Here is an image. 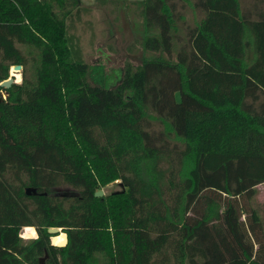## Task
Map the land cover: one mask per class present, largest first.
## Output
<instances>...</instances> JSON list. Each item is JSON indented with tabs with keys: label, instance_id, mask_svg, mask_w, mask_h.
<instances>
[{
	"label": "trees",
	"instance_id": "1",
	"mask_svg": "<svg viewBox=\"0 0 264 264\" xmlns=\"http://www.w3.org/2000/svg\"><path fill=\"white\" fill-rule=\"evenodd\" d=\"M245 1L138 0L157 55L106 87L68 31L80 0H0V80L21 67L0 87V264H264V0Z\"/></svg>",
	"mask_w": 264,
	"mask_h": 264
},
{
	"label": "rangeland",
	"instance_id": "2",
	"mask_svg": "<svg viewBox=\"0 0 264 264\" xmlns=\"http://www.w3.org/2000/svg\"><path fill=\"white\" fill-rule=\"evenodd\" d=\"M80 1L79 18H74L68 31L78 40L82 60L87 65V79L91 83L112 87L120 80L124 62L128 61L136 66L157 55L142 51L137 44L141 32L138 0ZM193 20L194 12L188 9L186 21L191 24ZM8 76L14 82H19L20 70H13L11 67ZM1 95L4 97V93ZM120 188L115 181L99 190L103 195ZM55 191L58 194L72 193L66 187L56 188ZM250 205L256 210L264 233V182L256 186ZM35 234L33 227L20 229V237L23 239L34 238Z\"/></svg>",
	"mask_w": 264,
	"mask_h": 264
},
{
	"label": "water",
	"instance_id": "3",
	"mask_svg": "<svg viewBox=\"0 0 264 264\" xmlns=\"http://www.w3.org/2000/svg\"><path fill=\"white\" fill-rule=\"evenodd\" d=\"M12 69L19 71L21 69V67L19 65H14V66H12ZM12 82H13V78L8 76L5 80H0V87L4 88V89H7ZM5 94L6 93L4 92V96H5ZM24 193L26 195H34V194H36V191H35L34 188L25 187ZM93 195L95 197H99V196L102 195V192L100 190H97V191H95L93 193ZM60 230L61 229L58 228V227H48L46 229L47 233L50 234V238H49L50 245L58 247V246H63L66 243V234L64 232H60ZM57 234H61L62 235V241L60 242V244H55L54 243V238L56 237ZM34 237H36V234H35ZM44 258H45V255L43 257L39 258V264H42Z\"/></svg>",
	"mask_w": 264,
	"mask_h": 264
},
{
	"label": "bare ground",
	"instance_id": "4",
	"mask_svg": "<svg viewBox=\"0 0 264 264\" xmlns=\"http://www.w3.org/2000/svg\"><path fill=\"white\" fill-rule=\"evenodd\" d=\"M57 235H58V241L56 244H60V242L62 241V235L61 234H57Z\"/></svg>",
	"mask_w": 264,
	"mask_h": 264
},
{
	"label": "built area",
	"instance_id": "5",
	"mask_svg": "<svg viewBox=\"0 0 264 264\" xmlns=\"http://www.w3.org/2000/svg\"><path fill=\"white\" fill-rule=\"evenodd\" d=\"M2 96V95H1Z\"/></svg>",
	"mask_w": 264,
	"mask_h": 264
}]
</instances>
